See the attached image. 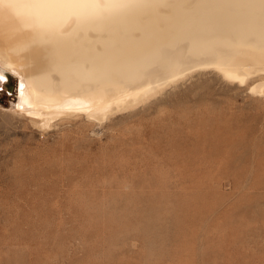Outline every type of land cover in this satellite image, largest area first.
I'll return each instance as SVG.
<instances>
[{
	"label": "rangeland",
	"instance_id": "374dc122",
	"mask_svg": "<svg viewBox=\"0 0 264 264\" xmlns=\"http://www.w3.org/2000/svg\"><path fill=\"white\" fill-rule=\"evenodd\" d=\"M18 78L0 62V264H264L251 81L208 69L102 122L41 128Z\"/></svg>",
	"mask_w": 264,
	"mask_h": 264
},
{
	"label": "bare ground",
	"instance_id": "6f19581e",
	"mask_svg": "<svg viewBox=\"0 0 264 264\" xmlns=\"http://www.w3.org/2000/svg\"><path fill=\"white\" fill-rule=\"evenodd\" d=\"M0 62L46 128L102 122L208 69L264 95V0H0Z\"/></svg>",
	"mask_w": 264,
	"mask_h": 264
}]
</instances>
